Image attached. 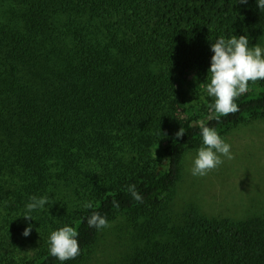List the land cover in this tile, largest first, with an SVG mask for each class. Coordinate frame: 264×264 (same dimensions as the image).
I'll return each mask as SVG.
<instances>
[{
  "label": "trees",
  "instance_id": "obj_1",
  "mask_svg": "<svg viewBox=\"0 0 264 264\" xmlns=\"http://www.w3.org/2000/svg\"><path fill=\"white\" fill-rule=\"evenodd\" d=\"M233 35L264 41L257 0H0V264H73L98 237L94 212L130 218L123 264H264L263 218L178 215L170 203L186 151L203 143L198 122L222 138L264 117L258 80L239 112L215 119L211 45ZM123 149L130 161L105 164ZM76 194L93 207L73 210ZM32 196L48 203L28 220ZM66 225L81 251L60 261L49 236Z\"/></svg>",
  "mask_w": 264,
  "mask_h": 264
},
{
  "label": "rangeland",
  "instance_id": "obj_2",
  "mask_svg": "<svg viewBox=\"0 0 264 264\" xmlns=\"http://www.w3.org/2000/svg\"><path fill=\"white\" fill-rule=\"evenodd\" d=\"M264 49V41L258 44ZM231 145L232 159L198 177L191 174L199 143L186 151L182 174L170 192L171 207L175 214L195 209L211 217L244 220L264 219V117H255L234 125L222 137ZM106 165L114 160L130 161L129 150L105 152ZM109 154L114 155L110 158ZM88 194H76L72 209H78L89 200ZM130 218L116 214L108 222L110 227L100 229L96 241L73 264H123L133 253L134 236Z\"/></svg>",
  "mask_w": 264,
  "mask_h": 264
},
{
  "label": "clouds",
  "instance_id": "obj_3",
  "mask_svg": "<svg viewBox=\"0 0 264 264\" xmlns=\"http://www.w3.org/2000/svg\"><path fill=\"white\" fill-rule=\"evenodd\" d=\"M239 3L246 4L247 0H239ZM257 6L264 10V0H257ZM211 51L214 55L211 58V66L208 69L210 82L207 83V95L214 98L212 107L217 114L215 119L219 121L221 116H228L239 112V105L236 100L249 90V82L255 83L258 80H264V49L258 44L249 48V39L247 35H233L225 39L219 37L211 45ZM201 129L203 145L198 149L193 162L191 174L193 176L203 177L212 170L223 164V159H232L231 145L221 138L219 133L203 122H198ZM185 130L183 127L176 133L177 138L183 137ZM159 146V145H158ZM128 192L136 201L143 202L142 195L137 191L136 185L128 186ZM48 203V197H30V202L26 205V213L23 215L28 220L33 219L31 212L37 209H43ZM113 207L119 208V201L113 199ZM84 208H92L93 203L87 201ZM89 227L103 229L110 227L108 220L99 212H94L87 220ZM32 226L29 224L24 229L23 235L29 236ZM38 231V229H37ZM79 233L77 228L72 226H63L58 230L51 232L49 236V251L53 257L60 261H67L80 255V246L78 242Z\"/></svg>",
  "mask_w": 264,
  "mask_h": 264
}]
</instances>
